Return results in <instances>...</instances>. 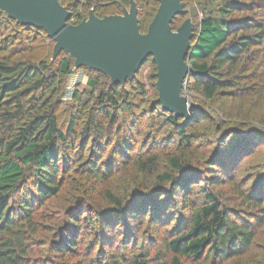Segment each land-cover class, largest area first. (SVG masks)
Instances as JSON below:
<instances>
[{
	"label": "trees",
	"instance_id": "16d2710c",
	"mask_svg": "<svg viewBox=\"0 0 264 264\" xmlns=\"http://www.w3.org/2000/svg\"><path fill=\"white\" fill-rule=\"evenodd\" d=\"M59 1L73 24L92 7L102 17L129 6V0ZM134 1L145 32L159 1ZM190 1L201 15L197 23L192 17L187 57L192 71L185 83L191 79L189 86L209 100L247 99L237 104L243 110L237 121L264 126V0H183L185 6ZM153 2L145 25L140 9ZM3 18L16 29L6 34L0 23V264H226L248 251L264 220V165L247 180L237 174V182L230 169L240 156L256 151L264 129L248 127L235 146L233 133H221L220 123L212 120L213 140L198 144L194 123L202 110L193 106L188 119L177 118L156 98L149 115L170 125L172 141L135 151L133 101L145 92L140 76L146 63L155 76L151 57L124 85H110L106 75L81 67L97 74L87 76L89 89L83 93L89 98L77 114L62 120L74 60L63 51L52 59L54 42L42 29L19 24L0 10V22ZM39 35L50 39L51 52L42 45L45 56L22 58L38 46ZM98 76L106 77L108 86L95 93ZM77 88L71 94L75 101L81 94ZM121 110L131 116L125 127L116 124ZM225 183L242 209L223 203ZM176 211L179 228L163 231L160 226L171 223ZM86 224H92L89 232ZM144 224L152 231L150 242L157 240L153 251L139 236ZM88 234L90 248L72 262L81 255L78 242Z\"/></svg>",
	"mask_w": 264,
	"mask_h": 264
},
{
	"label": "water",
	"instance_id": "95a60500",
	"mask_svg": "<svg viewBox=\"0 0 264 264\" xmlns=\"http://www.w3.org/2000/svg\"><path fill=\"white\" fill-rule=\"evenodd\" d=\"M157 10L142 32L134 0L122 13L102 17L90 8L79 23L68 20L71 12L59 0H0V10L17 23L42 29L54 42L52 56L67 53L74 69L89 67L109 78L110 85H124L135 78L151 57L156 66L157 102L177 118L190 117L189 99L183 92L192 67L187 63L194 35L192 17L173 29L184 14L183 0H158Z\"/></svg>",
	"mask_w": 264,
	"mask_h": 264
},
{
	"label": "rangeland",
	"instance_id": "374dc122",
	"mask_svg": "<svg viewBox=\"0 0 264 264\" xmlns=\"http://www.w3.org/2000/svg\"><path fill=\"white\" fill-rule=\"evenodd\" d=\"M154 7H156L155 2H153V4H147L144 6V8L142 7V9H140L142 11V14H145V17L147 18V20H145V25H147V22L150 20ZM184 10L185 13L179 18L177 25L188 16L194 17V20L197 23L201 15L200 8L197 3L195 1H190V3L185 6ZM3 20L4 22H0L2 23V25H0L4 27L5 33L7 34L15 32L16 26L9 21H6L4 18ZM49 40H46L42 35H39V38L37 39L39 44L38 46L37 44L35 45L34 51L32 50V52L28 56L26 53L21 54V57L25 59H38L42 56H45V52L47 50L43 49L42 45H45L44 47H48V49L50 50L49 52H51L52 44L51 42H49ZM1 53L2 51L0 50V55ZM17 57H13V59H17ZM153 73L154 71L151 63H146L142 68V74L140 76V81L144 85L145 92L135 94V100L133 101V112L138 117L137 122L134 123V127H132V130H130L133 135H136L135 151L144 150L154 143L157 144L158 142H162L163 144H165L168 140L172 141V138L170 136L172 135L173 130H171L172 128L170 127V125L166 126L163 122H161V119L152 118V116L149 115V112L155 106V100L157 98V90L155 87L156 79ZM88 75L96 76L97 74L84 68H78L76 70H73V72L69 75L67 79V87L69 88H66V92L69 94H65V102L61 107V109L64 110L61 116L62 120H66L70 113H76V108L80 106V103L87 101V99L89 98L86 92L83 93V91H86L85 89H89L86 85ZM98 78L99 82L95 93L99 92V90L101 89H106L108 86V79L106 77L98 76ZM190 81L191 79L188 81V83H185L183 92L188 96L190 110L193 106H197V108H200L202 110V114L198 116V118H195L196 122L194 123V125L197 124L194 130L196 131V136L199 137L198 144L202 143L207 137L213 140V137L210 136V131L212 130V120L220 123L221 133L224 130L227 131L226 133H224L225 135H230V133H233V135L230 136V139L233 144H235V146L237 145L236 143H240V136L246 131L245 129H247L248 127L254 126L264 129V126H261L249 120L237 121L236 114H241V111H243L240 108L238 110L237 107L247 103V99H243L242 101L240 98L239 100L238 98L218 97L217 99L209 100L201 93L200 89L192 88V86H189ZM76 87H78L77 91L81 92V94L79 99L75 101L73 99V95L71 94L72 90ZM128 88L129 90L132 89L130 86H128ZM251 98L255 100V96H252ZM237 104L239 105L237 106ZM256 104H251L249 107H254L256 106ZM203 114L207 115L208 118L203 117ZM130 118L131 116H129L127 112L121 110L119 113V120L118 122H116L117 126L121 125L122 127H125L124 124L129 123ZM216 135L219 136L220 133H216ZM242 140L243 139L241 138V141ZM255 145L257 146L256 151L251 152V154L249 155L240 156L236 160V162L231 165V175H234V180L236 182L237 174L238 179L247 180L250 176H252V174L262 168V165H264V141H257ZM250 181H248L247 185L250 183ZM198 189L199 185L195 190V195H193L191 198L193 202H196V196L199 194ZM220 193L223 203L230 207V209H242V206L240 205V199H238L237 196L233 193L229 183L224 184V186L221 188ZM178 216V211H176L171 223H164L163 226H160L163 227V231H165L164 229H168L169 231L171 230L176 232L175 230L179 228ZM91 227L92 224H86L84 226L87 232L91 230ZM140 232L142 233L139 234V236L143 237L144 243H149V245L152 246L153 251V247H155V243L157 240L154 238L153 242H150V239H152V231L144 224ZM83 237L84 240L78 242V247L80 248L79 251L81 252V255L78 258H72V262H74V260L77 262L80 261L82 259V254L87 252L88 248H90L91 246L89 243V238H91L90 235L88 234V236L85 235ZM119 237L120 235L117 233L116 241H118ZM96 254L97 253L95 248L92 251V256ZM262 263H264V220L256 229L255 239L253 240L252 246L248 248V251H243V253L239 257H237V259L234 258L228 261L226 264ZM37 264H44V262H40Z\"/></svg>",
	"mask_w": 264,
	"mask_h": 264
},
{
	"label": "built area",
	"instance_id": "2783aa9c",
	"mask_svg": "<svg viewBox=\"0 0 264 264\" xmlns=\"http://www.w3.org/2000/svg\"><path fill=\"white\" fill-rule=\"evenodd\" d=\"M67 89L69 88V87H66Z\"/></svg>",
	"mask_w": 264,
	"mask_h": 264
}]
</instances>
